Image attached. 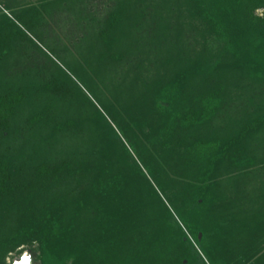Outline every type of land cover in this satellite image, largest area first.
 <instances>
[{"label": "trees", "instance_id": "1", "mask_svg": "<svg viewBox=\"0 0 264 264\" xmlns=\"http://www.w3.org/2000/svg\"><path fill=\"white\" fill-rule=\"evenodd\" d=\"M172 1L182 6L193 2L191 15L204 20L205 25L198 31L203 40L207 33L221 40V47L213 56L215 60L207 68L211 72L227 65L230 56L238 55V42L242 39L251 38L256 46L264 47V0ZM109 13L99 28L105 44L113 36L120 41L123 32L122 11ZM5 19L9 36L18 35L28 45L25 31L13 19L7 16ZM166 36L173 42L165 57L169 72L166 70L153 84L145 82L147 79H137L138 72L133 68L131 77L123 71L126 77L142 86L136 98L139 100L136 104L110 102L104 91H98L105 112L96 107L97 114L77 106L78 97L73 95H77L80 86L61 66L50 61H41L49 74L38 80L40 76L34 77L19 68L6 69L4 76L0 73V264H11L6 259L10 252L33 243L40 264H244L253 255L230 258V249L228 245L225 247L226 241L222 238L221 221L212 220L208 214L215 201L211 173L217 158L226 155L217 138H186L184 134L178 137L183 153L171 166L183 164L190 170L202 166L205 170L200 169L193 175V181L181 197L171 191L172 178L164 164L153 160L151 147L155 143L159 142L162 150L169 149V137L176 133L175 129L192 130L199 124L209 123L223 100L222 82L205 84L211 72L207 76L203 74L205 82L201 88L204 89L186 97L188 86L194 88L196 84L198 89L199 84L192 78L202 62H208L198 50L189 54L180 46L175 48V44L183 43L181 29ZM5 45L6 40L0 37V56L4 55ZM261 56L264 57L262 52ZM262 57H258L259 66H264ZM251 74L264 77V70L257 68ZM31 89L36 91L34 98L38 100L44 95L43 101L33 100ZM47 97H57L64 104L66 115L75 111L79 121H83L77 123L76 118L67 116L60 121L56 107V111L48 107ZM146 105L150 111L143 109ZM151 111L158 113L156 132L145 118ZM126 115L130 116L129 121L125 120ZM87 120L92 125L84 142L96 151L100 162L89 163L81 170L75 167L78 161L71 154L58 155L62 151L60 136L64 130L77 128ZM261 122H264V112H256L245 120L247 129ZM115 125L121 126L129 145ZM139 134L144 136V141ZM130 147L144 160L140 159L143 168L135 160L130 164ZM230 147L239 155L232 162L241 168L251 163V157L245 158L236 145ZM136 170L142 173L145 182H138ZM240 177L233 176L231 186L222 183L224 192L237 200H233L234 212L244 207L246 198L242 196L244 189L238 190L243 182ZM156 182L161 185V191L167 192L165 195L171 204L159 194ZM201 251L208 255L209 261Z\"/></svg>", "mask_w": 264, "mask_h": 264}, {"label": "rangeland", "instance_id": "2", "mask_svg": "<svg viewBox=\"0 0 264 264\" xmlns=\"http://www.w3.org/2000/svg\"><path fill=\"white\" fill-rule=\"evenodd\" d=\"M190 5H178L172 0H0V37L6 40L4 55L0 56V73L4 76L6 69H23L30 72V75L34 77L40 76V78H37L38 80L49 74L45 64L41 63L45 59L47 62L50 61L61 66L80 86V89L77 88V95L76 93L73 95V98L78 97V107L80 106L92 114H97L96 107L105 112V104L98 91H104L110 102L120 100L125 103L136 104L139 100L136 99L140 95L139 90L143 88L140 83L130 79L133 71L138 72L137 79H147L145 82L150 81L153 84L155 83L154 79L169 72L167 70L168 60L166 61L165 57L173 42L166 34L175 33L178 28L183 31V43L182 45L175 44V48L180 46L187 53L198 50L197 52L202 54L201 58L206 59L208 62L207 64L202 62L201 68L192 78L194 82L199 84L198 89L196 84L194 88L191 86L186 88V97L190 98L192 94L204 89L201 88L203 82H205L203 74L205 73L207 76L208 72H211L207 68L215 60L213 56L217 55L222 43L213 33H207L203 40L198 31L205 25L203 24L204 20L197 15H191L194 8L193 2ZM178 8H180V11ZM110 10H113V12L116 10L122 11L121 26L123 32L120 39L121 45L118 37H116L117 40L116 38L114 40V36L108 41L109 43L105 44L99 34V28L103 26V21L106 15L110 14ZM257 10L261 11L260 8ZM6 16L16 21L21 29L25 31L27 35L25 41L28 45H25L18 35L9 36L10 33H8L4 23ZM136 36L137 38H135ZM27 46L30 48H27ZM126 47L127 49H124ZM140 48L143 49V52ZM206 49L209 51H206ZM238 50V55L230 56L227 65L223 64L222 67H218L217 72L212 70L209 73L210 76L206 78L205 84L207 85H213L218 81L223 84V100L214 119L209 123H204V125L199 124V126L193 127L192 130L187 128L175 129L177 130L176 133L169 137L168 144H170V147L167 145L169 149L162 150L159 142L151 148L154 156L153 160L158 159L159 163H163L170 179L172 178L171 191L175 196L181 197L186 192L188 183L193 181L192 178L195 177L193 175L198 173L200 169L205 170L202 166H200L201 168L197 166L192 170L183 164L171 166V162L177 160L178 155L183 153L182 141H179L178 137L184 134L186 138L198 136L199 138H217L219 140L218 143L223 147L222 153L226 152V155H220L217 158L216 165L211 173L215 201L212 202L208 214L212 215V220L221 221L222 234H226L224 237L225 247L228 245L229 248L228 242L232 241L231 248H229L230 252L237 255L240 251H245L244 257L253 253L247 260L245 258L244 264H264V238H259L260 231L261 235L264 232L262 222L259 221L255 244L244 245L243 242L247 239L243 238L248 236L250 228L245 218H243V205L240 206L241 210L234 212L236 207L233 205V200H237L233 199V195L231 196L229 192H224L222 187V183L231 186L230 182L233 181V176L238 175L243 178V182L238 188V190H242L243 185L246 184V175L255 179L259 176L260 180L261 174L264 173V122L253 129H247L248 127L245 124L248 116L256 112H264V77L251 74L257 68L264 70V66H259L258 63V57H262L261 52L264 54V47L256 46L251 38H248L238 42ZM197 52H195L196 55H198ZM210 53L211 56H209ZM262 58L264 59V57ZM36 59L38 62L36 61L35 64ZM130 69L133 71L131 72ZM123 71L129 74L130 77H126ZM196 78L198 79L196 80ZM33 90L31 89V91ZM34 94H36V91L31 93L33 100L43 101L44 95L38 100V98H34ZM47 98L49 100L47 101L48 107L53 110L56 107L58 110L60 121L64 116L76 118L77 123L83 121H79L75 111H72L71 115H66L63 111L64 104L62 105L57 97ZM73 104L76 106L75 101ZM147 107L148 105L143 109L150 111L151 109L149 110ZM106 116L110 118L107 113ZM125 118L127 121L130 120L129 115H126ZM145 118L149 120L150 124H153L150 126H152L153 132H156L157 127H159L158 113L151 111ZM89 125L92 124L88 120L87 122L84 121L82 125L77 127L79 129L69 128L64 130V133L60 136L62 151L58 155L71 154L74 160L78 161L75 163V167H81V170L85 169L89 163L100 162L96 151L90 150V144L84 142L88 138ZM116 128L121 133V126L118 125ZM122 133L123 140L129 145L128 140ZM139 137L141 141H144L142 134H139ZM235 142L237 143L234 144ZM228 144L230 146L236 145L245 155V158L249 155L248 158L251 157V163L246 167L243 164L242 167L244 168H241L237 163L232 162L231 159L239 155ZM130 153L132 154V157L128 158L130 164H132V160H135L143 168L141 158L139 159L137 153H134L131 147ZM166 160L168 161L165 162ZM147 163L149 164L148 160ZM145 172L147 171L145 170ZM135 173L138 182L139 180L143 182L142 173L137 170ZM148 177L151 178L149 175ZM247 182L248 185H251L252 179ZM155 186L165 202L171 204L172 201H170L169 196L165 195L167 192L161 191V185L156 182ZM222 193L224 196L221 195ZM252 193L255 194V189ZM241 195L242 193L239 196ZM245 195L246 193L242 196ZM254 199L253 201L251 199L249 203L251 211L245 213L249 218L252 217V220L264 212V190L262 189L261 194ZM157 203H160V200ZM225 221L226 223H223ZM229 234L230 236L232 234V236L229 237ZM24 247H27V245H21V248ZM30 247L37 251L35 243ZM18 250L10 252L6 259L12 261L15 256L20 254L21 249ZM203 254L208 260V255ZM37 260L39 259L37 258Z\"/></svg>", "mask_w": 264, "mask_h": 264}, {"label": "crops", "instance_id": "3", "mask_svg": "<svg viewBox=\"0 0 264 264\" xmlns=\"http://www.w3.org/2000/svg\"><path fill=\"white\" fill-rule=\"evenodd\" d=\"M252 179V182H251V185H248V182L247 181H250ZM246 184L243 185V189H244V193H246V198H245V202H244V207H243V211H244V216L243 218H245V221L248 223L249 225V228H250V233L248 234V236L244 237L243 239H247V241L243 242L244 245H249V244H255V240L257 238V229H258V225H259V221L262 222V228L264 229V212L257 215L255 217L254 220H252V217H248L245 213H249L251 211V209L249 208L250 207V201L252 199L255 200L254 198L257 197V195L259 196L262 192V189L264 190L263 188V185H264V173L261 174L260 176V180H259V176L255 179L254 177H251L249 175H246ZM255 183V184H254ZM254 184V185H253ZM247 186H248V189H247ZM255 189V194L252 193V191ZM248 190V191H247ZM238 217V216H237ZM228 227V225L226 226V228ZM226 234H223L222 235V238L225 239ZM232 236V234H231ZM230 234H229V237H231ZM259 238L260 239H263L264 238V232L263 234L261 235V231H260V235H259ZM229 243V248H231V243L232 241L228 242ZM243 245V246H244ZM244 250V248H243ZM230 252V250H229ZM231 256L233 259H238V258H241V254H246L245 251H240L237 255H234L233 252H230ZM249 257H247L248 259ZM251 263V261H250Z\"/></svg>", "mask_w": 264, "mask_h": 264}, {"label": "water", "instance_id": "4", "mask_svg": "<svg viewBox=\"0 0 264 264\" xmlns=\"http://www.w3.org/2000/svg\"><path fill=\"white\" fill-rule=\"evenodd\" d=\"M200 235V233H199ZM37 251L32 247H24L18 256H15L11 264H40L36 258Z\"/></svg>", "mask_w": 264, "mask_h": 264}]
</instances>
